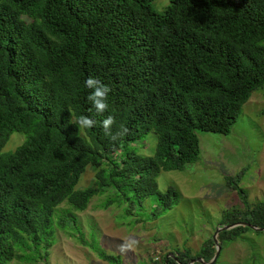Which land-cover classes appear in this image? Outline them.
<instances>
[{
  "label": "trees",
  "instance_id": "16d2710c",
  "mask_svg": "<svg viewBox=\"0 0 264 264\" xmlns=\"http://www.w3.org/2000/svg\"><path fill=\"white\" fill-rule=\"evenodd\" d=\"M153 1L0 0V264L18 250L39 258L62 204L69 210L58 228L70 222L83 242L73 212L107 190L128 209L152 199L149 220H156L179 197L172 186L158 191L160 173L196 163L197 133L229 134L242 106L264 87V0H169L162 13ZM89 76L111 88L103 114L87 100ZM72 113L97 125L81 131ZM108 115L113 133L120 124L129 133L116 141L105 136L99 122ZM151 132L155 151L142 156L137 145ZM12 133L23 134V143L1 153ZM89 166L98 169L95 184L77 189ZM240 176L226 181L245 209L224 213L220 225L264 228V202L249 205ZM247 232L222 231L218 244ZM89 247L105 262L121 263ZM214 254L210 237L195 256L175 253L163 264L209 262Z\"/></svg>",
  "mask_w": 264,
  "mask_h": 264
},
{
  "label": "rangeland",
  "instance_id": "374dc122",
  "mask_svg": "<svg viewBox=\"0 0 264 264\" xmlns=\"http://www.w3.org/2000/svg\"><path fill=\"white\" fill-rule=\"evenodd\" d=\"M168 4L169 0H154L152 8L162 13ZM263 110L264 87L254 91L242 106L229 134L197 133L198 161L182 171L162 172L157 178L158 191L162 193L172 186L179 197L156 220H149L154 211L152 199L134 202L133 209H128L127 204H116L113 191L107 190L95 196L85 211L73 212L74 228L76 225L80 230L83 242L78 241L79 235L70 222L66 221V228H58L57 219L69 210L62 204L53 216L50 247L40 249L39 258L32 249L18 250L8 264H109L90 249V244L119 257L120 264H163L166 256L184 251L195 256L205 240L222 227L224 213L245 209L226 179L241 175L238 186L246 192L249 205L264 202ZM24 139L23 134L12 133L1 153L13 152ZM156 144V135L149 133L137 145L139 154L152 156ZM97 170L89 166L77 189L93 186ZM124 207L129 214L123 211ZM219 254L216 264H264V232H247L237 241L220 247ZM28 255L35 257L30 262L22 258Z\"/></svg>",
  "mask_w": 264,
  "mask_h": 264
},
{
  "label": "clouds",
  "instance_id": "9594fccd",
  "mask_svg": "<svg viewBox=\"0 0 264 264\" xmlns=\"http://www.w3.org/2000/svg\"><path fill=\"white\" fill-rule=\"evenodd\" d=\"M84 83L85 87L91 90L90 94L87 96V100L98 114H103L109 108L108 96L111 92V88L94 76H89ZM71 115V123L81 131L92 129L97 125L96 120L86 115L76 116L74 113ZM99 123L105 136L109 137L112 141H116L129 133V129L124 124H120L118 130L113 133L112 126L115 124V118L112 115L106 116Z\"/></svg>",
  "mask_w": 264,
  "mask_h": 264
},
{
  "label": "water",
  "instance_id": "95a60500",
  "mask_svg": "<svg viewBox=\"0 0 264 264\" xmlns=\"http://www.w3.org/2000/svg\"><path fill=\"white\" fill-rule=\"evenodd\" d=\"M239 226H245V227H248L249 229H251L252 231L254 232H264V228H256L248 223H244V222H241V223H235V224H232V225H229V226H223V227H219L215 230L213 236H212V240L215 244V254L213 256V258L209 261V262H204L202 259H195L193 261L190 262V264H194V263H199V264H215L218 256H219V253H220V246L218 244V241H217V235L222 232V231H227V230H230V229H233V228H236V227H239ZM167 264V262H166Z\"/></svg>",
  "mask_w": 264,
  "mask_h": 264
}]
</instances>
